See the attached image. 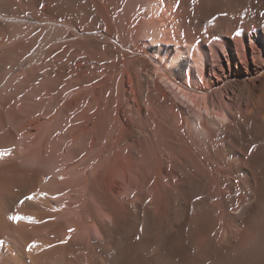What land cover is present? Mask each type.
I'll use <instances>...</instances> for the list:
<instances>
[{
    "label": "bare ground",
    "instance_id": "obj_1",
    "mask_svg": "<svg viewBox=\"0 0 264 264\" xmlns=\"http://www.w3.org/2000/svg\"><path fill=\"white\" fill-rule=\"evenodd\" d=\"M0 264H264V0H0Z\"/></svg>",
    "mask_w": 264,
    "mask_h": 264
},
{
    "label": "snow or ice",
    "instance_id": "obj_2",
    "mask_svg": "<svg viewBox=\"0 0 264 264\" xmlns=\"http://www.w3.org/2000/svg\"><path fill=\"white\" fill-rule=\"evenodd\" d=\"M29 199H31V197H29ZM198 199H199V197H198ZM11 219L18 221L19 219H21V217H19V216H14V217H11Z\"/></svg>",
    "mask_w": 264,
    "mask_h": 264
}]
</instances>
